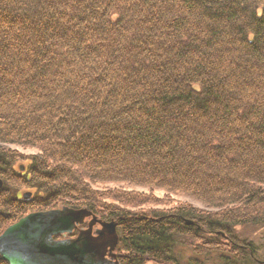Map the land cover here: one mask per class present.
<instances>
[{"label": "trees", "instance_id": "1", "mask_svg": "<svg viewBox=\"0 0 264 264\" xmlns=\"http://www.w3.org/2000/svg\"><path fill=\"white\" fill-rule=\"evenodd\" d=\"M0 178V233L84 208L120 264H264V0H0Z\"/></svg>", "mask_w": 264, "mask_h": 264}, {"label": "water", "instance_id": "2", "mask_svg": "<svg viewBox=\"0 0 264 264\" xmlns=\"http://www.w3.org/2000/svg\"><path fill=\"white\" fill-rule=\"evenodd\" d=\"M2 184L0 178V188ZM20 195L27 199L31 192ZM90 216L84 208L29 212L0 233V257L8 264H120L114 253L115 221L92 216L86 229L66 236ZM96 222L99 227L92 231Z\"/></svg>", "mask_w": 264, "mask_h": 264}, {"label": "rangeland", "instance_id": "3", "mask_svg": "<svg viewBox=\"0 0 264 264\" xmlns=\"http://www.w3.org/2000/svg\"><path fill=\"white\" fill-rule=\"evenodd\" d=\"M11 147H15V146H11ZM17 149H19V151L23 154V155H28L31 153H34L35 150L31 149V148H23V147H15ZM28 162L26 160H24V158H22L21 160H19L16 164L15 167L17 169L18 172H24L25 168L27 167ZM97 187L103 188V187H110L112 185H108V184H98L96 185ZM22 192H33L30 188L27 187H22L20 189V193ZM155 194L159 197L156 198L155 195L152 196V198L150 199V201L143 206H140V208H145V209H160V208H167L170 205L173 204V201L171 198H166L164 196V194L161 192V190H157L155 192ZM162 198V199H161ZM174 198L178 199V200H186L190 203H192L193 205L196 206H202L200 203L195 202L193 200L187 199L183 196H175ZM175 202V201H174ZM91 216L87 217L84 220V223L82 225H79L76 229V232H78L80 229H86L88 222L91 220ZM98 228V227H96ZM95 229V227L93 228V230ZM243 235L250 239L251 241H253L255 243V245H257L260 248V253H264V226H247L245 228H243ZM149 264H163V263H154V262H150Z\"/></svg>", "mask_w": 264, "mask_h": 264}, {"label": "flooded vegetation", "instance_id": "4", "mask_svg": "<svg viewBox=\"0 0 264 264\" xmlns=\"http://www.w3.org/2000/svg\"><path fill=\"white\" fill-rule=\"evenodd\" d=\"M93 226H94V225H93ZM93 228H94V227H92V231H94Z\"/></svg>", "mask_w": 264, "mask_h": 264}, {"label": "bare ground", "instance_id": "5", "mask_svg": "<svg viewBox=\"0 0 264 264\" xmlns=\"http://www.w3.org/2000/svg\"><path fill=\"white\" fill-rule=\"evenodd\" d=\"M155 263V262H154Z\"/></svg>", "mask_w": 264, "mask_h": 264}]
</instances>
